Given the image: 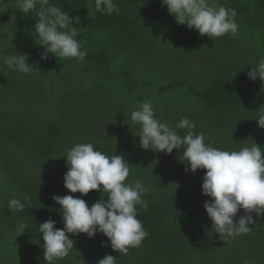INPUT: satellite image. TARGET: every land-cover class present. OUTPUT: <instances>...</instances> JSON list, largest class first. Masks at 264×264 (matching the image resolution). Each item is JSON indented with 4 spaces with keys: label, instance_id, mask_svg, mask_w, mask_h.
I'll return each mask as SVG.
<instances>
[{
    "label": "trees",
    "instance_id": "16d2710c",
    "mask_svg": "<svg viewBox=\"0 0 264 264\" xmlns=\"http://www.w3.org/2000/svg\"><path fill=\"white\" fill-rule=\"evenodd\" d=\"M19 2L0 0V238L10 234L16 243L20 238L26 249L19 260L0 243V264H46L38 225L51 218L56 228L64 226L54 195L81 197L89 207L107 199L104 192L82 196L64 187L68 169L62 156L77 143L123 156L130 167L125 183L139 179L151 188L144 197L147 211L136 206L148 236L139 247L119 254L102 246L109 242L101 233L94 238L68 233L74 247L55 264H97L105 255L117 257V264H264V217L247 234L220 237L204 209L210 199L202 194L206 170L186 172L176 149L172 154L143 150L133 134L139 126L125 123L128 116L131 124L130 113L140 103L153 104L155 97L159 120L174 127L188 117L213 147L238 151L255 142L264 148V129L255 120L264 107V84L247 77L264 57V0H219L218 5L235 9L238 25L234 36L219 38L177 24L161 0H114L120 12L111 15L96 11L94 0H49L78 27L76 39L87 52L83 61L51 53L42 60L44 49L33 34L36 10L25 14ZM150 50L157 53L148 63L144 53ZM17 53L27 54V63L39 70L23 74L9 68L3 57ZM159 56L183 63L188 72L151 74L161 65ZM174 87L193 102L184 103L181 94L170 101L166 93ZM125 101L127 106L117 104ZM116 121L121 130L115 132ZM176 131L183 136L187 130ZM14 196L25 204L23 211L9 210ZM21 220L28 229L18 235Z\"/></svg>",
    "mask_w": 264,
    "mask_h": 264
},
{
    "label": "clouds",
    "instance_id": "9594fccd",
    "mask_svg": "<svg viewBox=\"0 0 264 264\" xmlns=\"http://www.w3.org/2000/svg\"><path fill=\"white\" fill-rule=\"evenodd\" d=\"M37 5L39 8L37 9ZM179 25L195 29L199 35L219 38L225 34L237 33L235 9L223 5L210 7L206 0H161ZM95 10L107 15L119 14L120 8L114 0H94ZM19 10L23 13L35 11L37 20L33 34L36 43L43 47L42 60L51 53L55 57L76 58L83 61L87 52L76 37L78 27L73 19L59 6L49 0H20ZM77 23V18H76ZM27 54L3 57L4 63L15 71L31 74L39 70L34 64L27 63ZM251 81L260 79L264 84V57L247 72ZM255 120L264 129V107L256 111ZM126 116L125 123L132 127L138 125L139 131L133 132L139 137L138 147L146 151L172 154L178 151L177 159L186 165L185 171L195 173L206 170L202 182V194L210 197L204 204L211 229L220 237L228 238L251 231L250 225L256 219L264 217V148L255 142L240 150H223L206 143L203 132H195L196 124L188 117H182L175 126L159 120L154 113L153 104L145 99ZM176 129H186L182 136ZM67 171L64 174V187L71 193L87 195L91 190L107 193V199L101 198L90 207L81 197L72 195H54L52 199L61 206L63 228H56V221L49 218L38 225V232L44 241L43 257L46 264H55L58 259L67 257L74 247V239L68 233L78 236L81 233L94 238L103 234L113 251L127 254L129 248L139 247L148 236L142 222L137 218V205L148 209V200L144 199L151 191L141 180L125 183L130 174L129 163L121 155L108 156L96 150L92 143H77L67 150ZM23 200L30 203V197ZM25 204L15 196L8 201L9 210L23 211ZM243 210L239 219L238 212ZM255 214V218L253 216ZM28 229L27 222L17 224L18 235ZM97 264H117V257L105 255ZM244 264H251L245 260Z\"/></svg>",
    "mask_w": 264,
    "mask_h": 264
},
{
    "label": "rangeland",
    "instance_id": "374dc122",
    "mask_svg": "<svg viewBox=\"0 0 264 264\" xmlns=\"http://www.w3.org/2000/svg\"><path fill=\"white\" fill-rule=\"evenodd\" d=\"M209 1L212 4H214L215 8L217 7L216 5L219 4V2H218L219 0H209ZM206 3H207V1H206ZM156 53H157L156 50L155 51L153 50L152 52L150 50V51H147V52L144 53V56L148 60V63H150L152 61V59L155 57ZM164 58H165L164 56H162V57L159 56V60H160V64L161 65L156 67V68L152 67L151 70H150L151 74H155L157 72H161V73L167 74V73L170 72V73H172V75L177 76L179 74H185V73L188 72L189 69H185V66L183 65V63L177 62V61H173V59H172L173 63H169V61H167V60L164 61ZM166 78L167 77H165V79ZM173 80H175V77H174ZM179 94H181L184 97V103L193 102V100L188 97V94L185 93L184 91H182V89L180 87L172 88L171 91L166 93V96L168 98H172V99H170V101H171V100H173V98H175L176 95L178 97ZM156 97L161 99V100H162V98H165L164 95L160 96L158 94L156 95ZM173 102H174V100H173ZM156 103H157V100L154 97L153 106L158 105V103L157 104ZM117 104L120 107L127 106V102L126 101L125 102H117ZM166 106H167V108L171 107V104L169 103ZM190 112L192 113V116H195L194 118L198 117L196 115V113H194L192 111H190ZM114 125H115V132L121 130V126H120V123L118 121H116L114 123ZM0 243H2L4 249L10 250L13 254H16V256L12 255L13 258L19 259V257H24L23 255H25V249L26 248H25V243L23 242L22 239L18 238L17 243H16L14 237H12L10 234L7 235V236L6 235H4V236L2 235V237L0 238Z\"/></svg>",
    "mask_w": 264,
    "mask_h": 264
}]
</instances>
